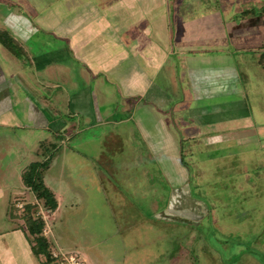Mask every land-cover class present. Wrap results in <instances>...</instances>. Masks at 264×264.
Returning <instances> with one entry per match:
<instances>
[{
  "label": "rangeland",
  "instance_id": "rangeland-1",
  "mask_svg": "<svg viewBox=\"0 0 264 264\" xmlns=\"http://www.w3.org/2000/svg\"><path fill=\"white\" fill-rule=\"evenodd\" d=\"M240 7L0 0V29L19 46L16 57L0 44V264H14L12 224L30 244L26 203L46 221L51 257L264 264V18L235 44L206 29ZM51 151L43 182L60 198L54 213L20 176Z\"/></svg>",
  "mask_w": 264,
  "mask_h": 264
},
{
  "label": "trees",
  "instance_id": "trees-1",
  "mask_svg": "<svg viewBox=\"0 0 264 264\" xmlns=\"http://www.w3.org/2000/svg\"><path fill=\"white\" fill-rule=\"evenodd\" d=\"M239 15L240 19L238 21L253 17H264V6L259 9L250 8L243 10ZM0 44L10 53L16 57L18 56V42L5 29H0ZM259 64L264 67V53L259 57ZM49 147L52 151L55 149L53 144H50ZM52 151L48 153V156L45 155L43 161L30 163L21 173L22 185L30 190L35 200L42 201L44 208L49 212L56 210L57 200L51 190L44 184L43 174L54 155ZM22 207L23 210L20 217L23 218L25 230L30 237L33 254L43 258V264H52L53 259L49 242L42 235L45 225L43 219H41L42 217L35 216L33 212L36 208L34 203H26Z\"/></svg>",
  "mask_w": 264,
  "mask_h": 264
},
{
  "label": "crops",
  "instance_id": "crops-1",
  "mask_svg": "<svg viewBox=\"0 0 264 264\" xmlns=\"http://www.w3.org/2000/svg\"><path fill=\"white\" fill-rule=\"evenodd\" d=\"M238 1L243 3V8L240 7L238 9H236L234 12H232L234 15L231 13L227 14L225 12L214 13L211 16H209V18L207 19L208 27L206 26L207 30H208V28H210L212 26V29L214 28V32L216 33V35H222L224 32H226V33L228 32L231 40L233 41V44H235L234 42H236V38L239 39L242 36L241 32L243 31V29L244 28L249 29L250 26H253L251 24V22L258 19L256 17L248 18L246 20L239 21V22H242V24L241 23H240V25H238L239 23L236 24V21H238V20L233 19V16L235 17V15H237V13H241L243 10L252 8L250 6L251 5L250 3L251 2L253 3L256 0H238ZM261 18H264V17H261ZM200 22L201 21H197L196 25L193 26L192 28L190 27L191 24H188L187 26L191 30H198V28L201 27ZM212 29H210V31ZM238 30L239 31L241 30V31L238 32ZM260 45L262 46V44H260ZM263 47H264V44H263ZM89 48L91 51H86L84 49L80 50L79 51V53H81L80 55L85 56V55L97 52L93 48H91V47H89ZM136 81L138 82V80H136ZM84 84H85V81L82 82V85H84ZM20 176H21V174H20ZM56 200H57V208L54 212H56L58 210V208L60 207V198L56 197ZM12 219H14V221H16L17 218L12 217ZM16 225H17V223L12 224V226H10L8 229V233H6V232L3 233V234L6 233L5 236H7L8 241L6 243L7 245H5V247H6V250L8 253L10 252L11 255L13 254V263L14 264H43V258H40V259L35 258L33 256V254L31 253V251L29 249L31 247V245L30 244L27 245L25 240L23 241L20 238H18V232H20V231L18 230L19 227H17ZM18 226H23V225H22V223H20ZM58 249H61V248H58Z\"/></svg>",
  "mask_w": 264,
  "mask_h": 264
},
{
  "label": "built area",
  "instance_id": "built-area-1",
  "mask_svg": "<svg viewBox=\"0 0 264 264\" xmlns=\"http://www.w3.org/2000/svg\"><path fill=\"white\" fill-rule=\"evenodd\" d=\"M19 207H22V205H19ZM44 222L46 224V221ZM46 230L47 227L45 225V229L43 228L42 235L47 236ZM52 259H54V262H52V264H86L83 257L77 252H69V253L52 252Z\"/></svg>",
  "mask_w": 264,
  "mask_h": 264
}]
</instances>
